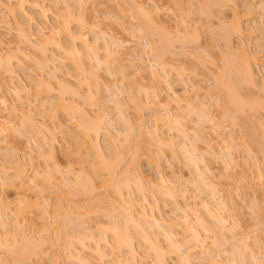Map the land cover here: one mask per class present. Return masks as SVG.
Returning <instances> with one entry per match:
<instances>
[{
	"label": "rangeland",
	"instance_id": "374dc122",
	"mask_svg": "<svg viewBox=\"0 0 264 264\" xmlns=\"http://www.w3.org/2000/svg\"><path fill=\"white\" fill-rule=\"evenodd\" d=\"M22 1L24 12L37 17L42 5L46 8V26L60 27L58 39L61 36L62 41L59 40L68 51L75 44L68 43L71 38L65 32L66 23L68 29L83 33L95 42L93 50L98 48L102 64L95 66L96 60L94 63L89 60L90 64L86 61L88 72L87 69L79 72L64 52L58 53L45 46L44 38L35 34L34 28H29L32 27L30 23L27 30L32 33L31 41L20 36L11 13L18 10L16 12L23 14L19 5ZM22 1L0 0V67L5 64L6 57L23 66L10 78L0 71L3 100H0V264H71L70 251L77 252L88 264H115L114 261L120 264L129 258L126 250L118 251L113 244L107 247L104 240L100 243L103 246L95 245L99 235L107 240L114 236L111 231L114 223L116 227L113 228L118 227V231L128 227L126 229L136 235L135 243L143 252L141 264H159L151 245L153 239H150L152 242L147 240L149 246L141 237L142 231H135L134 224L125 222L126 215L137 217L144 210L149 217L156 216L160 222H168V228L172 229L169 231L176 233L181 241L189 239L194 230L205 240L199 249L187 246V253L185 249H174L176 252L172 250L174 247H168L162 235L157 236L159 233L148 229L147 238L149 234L150 238L157 236L159 239L155 238L164 245L166 264H211L212 261L216 264H264V0ZM32 1L41 7L32 8L33 5H29V2L34 3ZM81 22L97 29L81 30ZM164 28L169 29L173 38L171 45L165 47ZM77 42L76 49L82 51L84 46L81 41ZM243 53H247L246 58L250 56L255 73L253 82L238 78L239 66L242 71L241 63L246 60ZM48 56L64 59L63 64L60 59L54 63L59 65V68L55 65L56 79L51 76L54 73L51 68L42 65ZM22 78L29 85L23 84ZM28 78L34 84L43 80L52 88L37 92L33 82L26 80ZM18 80L29 89L26 86L27 89H22ZM60 81L64 82L63 86L68 85V91L60 88ZM225 81L232 83L226 85ZM14 86L19 88L12 90ZM29 86L34 87L30 89ZM173 92L181 95L183 102L179 105L182 108L172 102L171 97L168 99ZM233 102L242 109H235ZM58 103L62 104L56 109ZM67 104L80 108L88 119L98 122L100 126L95 123L94 129H101L104 135L99 132L98 139L94 130L89 135L82 133L77 127L80 112L78 116L76 111H71L77 117L72 115L70 119L66 116L67 110H62L63 106L71 109ZM25 120L31 121L35 130H31L30 123ZM152 131L161 139L163 147L157 145V137L153 139L150 134ZM101 136L110 143L106 152L111 164L108 170L102 167L97 148H94L103 141ZM171 143H175L173 147L176 145L177 151L171 148ZM167 144L169 146H164ZM226 147L232 150L229 148V152ZM221 148H226V152ZM4 155L11 158L6 161ZM16 163L24 168L21 179L17 174L20 167H14ZM196 163L203 170V183L193 171ZM140 172L144 178L140 181L142 184L137 185L141 180ZM44 173L49 178L42 179L39 174L43 176ZM78 178L82 180H79L81 186L77 185ZM89 178L94 181L92 188L87 181ZM137 186L143 187V191ZM169 191L174 193L171 200L166 195ZM213 192L217 196L215 194L212 201ZM196 194L202 196L196 197ZM203 200H209L210 207L219 210V215L215 214L213 219L207 216L201 209ZM175 204L191 211L187 212L191 224L199 217L206 227H200L197 222L192 226L196 229L188 234L184 214L174 211L178 206ZM23 205L26 208L19 211ZM168 218L178 223L177 226ZM221 220L229 228L224 230ZM12 238L18 243L11 245V241H15ZM23 238H30L28 242L33 240L38 246L24 258L19 255L25 250ZM4 239L8 243L3 242ZM98 246L103 247L100 248L106 260L96 254H100Z\"/></svg>",
	"mask_w": 264,
	"mask_h": 264
},
{
	"label": "bare ground",
	"instance_id": "6f19581e",
	"mask_svg": "<svg viewBox=\"0 0 264 264\" xmlns=\"http://www.w3.org/2000/svg\"><path fill=\"white\" fill-rule=\"evenodd\" d=\"M20 2L22 1V0H19ZM62 1V2H61ZM32 2H34V3H31V2H29V5H33V6H31L32 8H37V9H39L41 6V4H38L37 2H35V1H32ZM40 2V1H39ZM60 2L61 3H65V0H60ZM67 2V1H66ZM206 2H208V1H206ZM22 3L23 4H20L19 3V5H21V8H20V12H23V14H21V13H18V12H16V11H18V10H14L15 12H13L12 11V17H13V22H14V26L16 27V28H18L17 30L19 31V33H20V36H24L25 38L26 37H28L29 39H30V41H31V37H32V33H30V31H28L27 29H28V26H27V24L28 23H30L31 24V26L32 27H29V28H34V30H35V34H38V35H40V36H42L43 38H44V42L46 43H43V44H45V46L47 45L48 47H49V49H51V47H52V49L54 50V51H58V53H59V51L61 52V53H63L65 56H67L68 58H66L65 56H63L64 58H66V59H70L71 61H73L72 62V64H73V66L76 68V70H78L79 72H83V71H85L86 69H87V72H88V65H87V62L90 60V61H95V63H97V65L94 63V61H93V65H95V66H99V65H101L102 63V61H100L101 59V57L99 58L98 57V52H99V50H98V48H97V46H96V48H97V51H94L93 50V47L95 48V46H93V45H97V44H95V42H92V41H90L89 39H87V37H84V34L82 35V34H80V33H78V31H73V29L71 30L70 29V27H69V29H68V23H66V25L65 26H67V29H66V33L69 35V38H71V40H69V42L68 43H70L71 41V43L73 44H75L76 45V43L75 42H77V43H79L80 41H81V45L82 46H84V48L85 49H87L88 51L90 50V52L88 53V51H86L87 53H82L81 54V52L82 51H84L85 52V49L83 48V50L82 51H79L80 50V48L78 49H76V46L75 45H70V44H68V45H70L71 47L70 48H68L67 46V48L68 49H70L71 51H68L66 48H65V46H64V44H62L61 43V41H62V38H61V36L59 37V39H61V41L58 39V34H59V28L60 27H58L57 25V27L55 26V27H53V28H50V27H47L46 26V22H45V20L48 18L47 16V10H45L46 8H43L44 6L42 5V7L41 8H43V9H41L40 8V11H38V17L36 16V15H34V14H31V12H26L27 13V15H26V13L24 12V10H23V5H24V1H22ZM25 3H27V2H25ZM31 3V4H30ZM207 4V3H206ZM206 4H205V6L203 7V8H205V7H207L206 6ZM210 5V4H209ZM208 5V6H209ZM142 8V7H141ZM140 8V9H141ZM203 8H202V10H203ZM208 8V7H207ZM22 10V11H21ZM66 10V9H65ZM205 10H206V8H205ZM11 11V10H10ZM141 11H142V9H141ZM145 11V10H144ZM58 12V11H57ZM56 12V14H58ZM25 13V14H24ZM71 13V12H70ZM142 13H143V11H142ZM11 14H9V16L11 15ZM63 14V13H62ZM146 13H144V15H145ZM23 15H24V17H23ZM26 15V16H25ZM59 15L60 14H58V15H56L58 18H59ZM71 15V14H70ZM147 15V14H146ZM206 16V15H205ZM12 17H10V18H12ZM70 20V19H69ZM86 21V20H85ZM12 22V21H11ZM87 23V22H86ZM86 23H84V22H81V23H79L80 24V29L81 30H89V31H95L97 28H95V26L93 25H89V26H87V24ZM63 24V23H62ZM69 24H70V22H69ZM26 26H27V28H26ZM30 26V25H29ZM64 25H63V27H65ZM82 26H83V28H82ZM58 29V30H57ZM64 29V28H63ZM80 29H79V32H81L80 31ZM31 30V29H30ZM169 29H167V28H164L163 29V33H164V42H165V44H164V47L165 46H169V45H171V43H172V36H171V33L168 31ZM57 32H58V34H57ZM61 32H63L62 31V29H61ZM97 32V31H96ZM159 33V32H158ZM22 34V35H21ZM57 34V35H56ZM87 34V33H86ZM60 35V34H59ZM23 37V38H24ZM89 41H90V43H89ZM97 43V42H96ZM162 43H163V40H162ZM163 47V48H164ZM42 48V47H41ZM49 49H48V51H49ZM82 49V48H81ZM93 51H92V50ZM43 51H44V49H42ZM66 50H67V52H66ZM108 50H110V49H108ZM108 50H106V51H108ZM92 51V52H91ZM166 51H168V50H166ZM93 52H96V54H92ZM44 53V52H43ZM60 53V54H61ZM98 53V54H97ZM110 53V52H109ZM92 54V55H91ZM162 54V53H161ZM246 55V56H243L246 60L243 62V63H241L242 64V66H243V69H242V71H241V68H240V66H239V80L241 81H243V80H245L244 82H249V81H247L246 79H249L250 80V82H253L254 80H255V73H254V71H253V68L251 67L252 65V63H251V60H250V56H249V58H246L247 57V53H243V55ZM97 55V56H96ZM186 55H188V54H186ZM51 56V55H50ZM158 56V55H157ZM156 56V57H157ZM171 56V55H170ZM61 57V56H60ZM59 57V59H60V63H62V60H64L62 57V59ZM83 57H85V59L87 58L88 60H84V58ZM155 57V58H156ZM55 58V56L54 57H47L46 59H44V61H42V65L43 66H45V67H47V68H51V72H54L55 71V68H56V66L55 65H57V64H54V63H56L57 61H59V59H54ZM244 58H242V59H244ZM252 58V57H251ZM6 59V61L5 60H3V61H5V64H3L2 62H1V64H3L0 68H1V72H2V74H5L7 77L9 76V78L10 77H14L15 75H17L19 72L18 71H21L20 69L23 67L22 66V64H21V62H19V61H16V60H13V58H5ZM154 59V58H153ZM155 60V59H154ZM87 61V62H86ZM88 62L89 64L90 63H92V62ZM66 62V61H65ZM67 63V62H66ZM63 64V63H62ZM65 64V63H64ZM99 64V65H98ZM59 65H57V68H59L58 67ZM154 67V66H153ZM91 68H92V66H91ZM94 68V67H93ZM241 71V72H240ZM95 72H96V70H95ZM236 72H238V70L236 71ZM85 73V72H84ZM165 73V72H164ZM168 73V72H167ZM166 73V74H167ZM57 74V72L55 73H52L51 74V76H55ZM87 74V73H86ZM238 75V73L236 74V76ZM78 76V75H77ZM154 76H156V73H154ZM168 76V75H167ZM18 77V76H17ZM56 77L57 76H55V77H53L54 79H56ZM82 77V76H81ZM58 78V77H57ZM168 78V77H167ZM166 78V79H167ZM240 78H242V79H240ZM18 79V78H17ZM169 79V78H168ZM225 79V78H224ZM237 79V78H236ZM19 80H20V78H19ZM18 80V81H19ZM28 82H30L31 81V83L33 82V84H34V81H32V80H30L29 78L28 79H26ZM83 80V79H82ZM81 80V82H83ZM86 80V79H85ZM92 80V79H91ZM217 80V79H216ZM238 80V81H239ZM21 81L23 82V81H25V80H23V78L21 79ZM43 81V80H42ZM42 81H36L35 82V84H34V86H35V88L34 89H36L37 90V92H39L41 89H48V90H50V88H52V87H50V84L49 83H45L44 81V83H40V82H42ZM159 81V84H160V82H161V80L159 79L158 80ZM237 81V80H236ZM61 82V84L62 85H60V86H62V87H60V88H63L64 87V89L65 90H67L68 89V85L67 84H65V85H67V86H63V84H64V82H62V81H60ZM218 82H220V80L219 81H217V83ZM226 82V85H227V83H232V82H227V81H225ZM19 86L20 85H22V83L19 81ZM23 84H27V85H29L28 83H24L23 82ZM33 84H31V85H33ZM49 84V85H48ZM60 84V83H59ZM85 84V83H84ZM169 83H167V87H168V89L169 90H171V86L170 85H168ZM221 84V87H223L224 85H222V83H220ZM225 84V83H224ZM235 84V83H234ZM233 84V85H234ZM242 84V83H241ZM248 84V83H247ZM219 85V84H218ZM226 85H225V87H226ZM229 85V84H228ZM230 85H232V84H230ZM236 85V84H235ZM238 85V84H237ZM23 86V85H22ZM22 86H20L22 89H27L28 87L26 86V85H24V86H26V87H22ZM34 86H29L30 87V89L32 88V87H34ZM220 86V85H219ZM244 86V85H243ZM217 87V86H216ZM231 87H233V86H231ZM231 87H230V89H231ZM236 87V86H235ZM242 87V86H241ZM17 89L19 88V87H16ZM15 88V86L14 87H12V90H17ZM59 88V89H60ZM67 88V89H66ZM91 88V87H90ZM93 88V87H92ZM98 88V87H97ZM228 88V87H227ZM29 89V88H28ZM63 89V90H64ZM167 89V90H168ZM230 89H229V92H230ZM35 90V91H36ZM61 90V89H60ZM90 90V89H89ZM97 90V89H96ZM224 90H226V88H224ZM232 90H233V88H232ZM231 90V91H232ZM54 91V90H53ZM62 91V90H61ZM60 91V93L61 94H63L62 92ZM68 91V90H67ZM227 91H228V89H227ZM226 91V92H227ZM65 92V91H64ZM235 92V91H234ZM66 93V92H65ZM121 93V92H120ZM168 93V92H167ZM233 93V92H232ZM59 94V93H58ZM235 94V93H234ZM233 94V95H234ZM171 95V94H170ZM170 95H168L167 97H168V99L171 97V99H172V102H174L175 104H177V106H180L181 104H182V100H181V95L179 96V95H177V93H174L173 92V94H172V96H170ZM185 95V94H184ZM227 95H229V94H227ZM232 95V94H231ZM232 95V96H233ZM62 96V95H61ZM231 96V97H232ZM236 96V95H235ZM234 96V99L236 98ZM118 97H119V94H118ZM229 97V96H228ZM230 97V98H231ZM1 98V97H0ZM96 98V97H95ZM182 98H184V97H182ZM233 98V97H232ZM62 99V98H61ZM115 99H117V98H115ZM171 99H170V102H171ZM1 101H3L2 100V98L0 99ZM117 100H120V99H117ZM189 100V99H188ZM187 100V102L188 103H190V101H188ZM237 100V99H236ZM239 100V99H238ZM97 101H98V99H97ZM230 101V100H229ZM5 102V101H4ZM167 101H165V103H166ZM232 102V101H231ZM237 102V101H236ZM6 103V102H5ZM98 103V102H97ZM234 103V102H233ZM232 103V104H233ZM239 103V101L237 102V104ZM253 103V102H252ZM3 104V103H2ZM58 104H59V106H58ZM58 104H55V105H57L56 106V109L57 108H60V106H61V104L62 103H58ZM95 104V103H94ZM164 104V103H163ZM180 104V105H179ZM235 104V103H234ZM240 104H242V103H240ZM64 105H65V102H64ZM70 106H68V104H67V106L68 107H71L72 105L71 104H69ZM146 105L148 106V102H146ZM255 105V104H254ZM235 106H236V108L235 109H238L239 110V108H240V106H238V105H236L235 104ZM234 106V107H235ZM237 106H238V108H237ZM257 107V106H256ZM63 109L62 110H67L66 112H68V115H66V116H68L70 119H71V117H73L74 115L71 113V111H76V115H78L79 114V110H81L80 108H79V110L77 109V107L75 106L74 108H72L71 107V109L70 108H68L67 109V107L65 108L64 106L62 107ZM118 108V107H117ZM180 108H182L181 106H180ZM258 108V107H257ZM74 109V110H73ZM77 109V110H76ZM240 109H242V108H240ZM59 110V109H58ZM82 111V110H81ZM119 112H122V111H119ZM83 113H85V112H80V116H79V124L80 125H78V123H77V127H79V128H81V130H82V133L84 132V133H86L87 135H89V133L92 131V130H94V132L93 133H95L96 134V132H97V136L96 135H94V136H96L98 139H99V132H100V130L99 129H97V128H95L94 129V127L95 126H93V125H95V123H96V125L97 126H100V125H98L99 123L98 122H96V121H92V120H90V119H88V117H86V115L85 114H83ZM170 113V112H169ZM54 114V113H53ZM66 113H64V115H65ZM122 114V113H121ZM54 115H56V113L54 114ZM73 115V116H72ZM75 115V116H76ZM168 115H170V114H167V116ZM71 116V117H70ZM74 116V117H75ZM55 117H58L57 115L55 116ZM55 117L53 118V119H55ZM77 117V116H76ZM120 117V116H119ZM27 119L28 118H30V117H26ZM124 118V117H123ZM166 118V117H165ZM185 118V117H184ZM73 119V118H72ZM75 120H78V119H76V118H74ZM101 119V118H100ZM107 119V118H106ZM126 119V118H125ZM124 119V120H125ZM186 119V118H185ZM201 119H203V117L201 118ZM32 122H33V120L32 119H30ZM29 120V121H30ZM56 120H58L59 121V119H57L56 118ZM90 120V121H89ZM123 120V121H124ZM129 120V119H128ZM128 120H127V122H128ZM26 121V120H25ZM29 122L30 123V129L31 130H35L34 129V127H33V125H32V122ZM91 121H92V123H91ZM97 121H99V120H97ZM107 121V120H106ZM109 121V120H108ZM27 123H28V121H26ZM62 122V121H61ZM101 122H102V119H101ZM125 122V121H124ZM178 122H183L182 120H178ZM177 122V124H180V123H178ZM201 122H202V120H201ZM28 123V124H29ZM94 123V124H93ZM186 122H184V125H186L185 124ZM27 124V125H28ZM33 124H34V122H33ZM58 124V123H57ZM129 124V123H128ZM176 124V123H175ZM188 124V123H187ZM8 125V124H7ZM26 125V124H25ZM14 126V125H13ZM62 126V125H61ZM28 127V128H29ZM12 129H14L13 127H11ZM99 128H101V127H99ZM197 128H198V126H197ZM131 129V128H130ZM133 129V128H132ZM131 129V130H132ZM183 129H185V128H183ZM80 130V129H79ZM95 130H97V131H95ZM127 130V129H126ZM13 131V130H12ZM14 131H16V130H14ZM127 131H129V130H127ZM149 131V130H148ZM183 131V130H182ZM201 131V130H200ZM17 132V131H16ZM156 132V131H155ZM185 133H186V131H184ZM92 133V132H91ZM90 133V134H91ZM100 133H102V132H100ZM145 133H147V132H145ZM152 133V135L154 134V132L152 131V132H150V134ZM157 133V132H156ZM181 133V132H180ZM103 134V133H102ZM187 134V133H186ZM186 134H185V137H186ZM193 134H195L194 132H193ZM101 135V134H100ZM104 135V134H103ZM151 135V136H152ZM181 135H183V133L181 134ZM197 135V134H196ZM82 136V135H81ZM83 136H84V134H83ZM156 136V135H155ZM154 135H153V139H154V137H155ZM158 136V135H157ZM156 136V137H157ZM195 136V135H194ZM86 137V136H85ZM102 137V139H103V136H101ZM106 137V136H105ZM130 137V136H129ZM128 137V138H129ZM155 137V138H156ZM160 137V136H159ZM196 137V136H195ZM80 138V137H79ZM90 138L92 139H94V137L93 136H90ZM107 138V137H106ZM97 139V140H98ZM101 139V140H102ZM95 140V139H94ZM96 140V141H97ZM156 140V142H157V145L158 146H160V147H163V142L162 141H160L161 139H158V137L155 139ZM106 141V140H105ZM104 141V139H103V141L102 142H98V143H100V144H98L97 142V144L98 145H96V147H94V148H97L96 150H97V155H98V157H99V159H100V161H101V165H102V167L103 168H106L107 166H109L110 165V167H111V164H110V162H108V160L106 159V156H107V154H106V152H108V150L110 149V143L109 142H105ZM145 141V140H144ZM230 141V140H229ZM84 142V141H83ZM174 142V141H173ZM233 142V141H232ZM92 143H95V141L93 142V140H92ZM109 143V144H108ZM147 143V142H146ZM52 144V143H51ZM50 144V146L52 147L53 146V144L51 145ZM152 144V143H151ZM164 144H166V143H164ZM170 144V143H169ZM169 144H167V145H164V146H169ZM175 144V143H174ZM174 144L172 145V143H171V145H172V147L171 148H173V150L174 151H177V149L175 150V148H176V145H175V148L173 147L174 146ZM185 144V143H184ZM94 145V144H93ZM150 146V145H149ZM181 148H184V146L183 147H181ZM227 148V147H226ZM225 148V149H226ZM230 148V147H229ZM229 148H227V150H229ZM185 149H187V148H185ZM222 149V148H221ZM225 149H222L221 151L223 152V150L225 151ZM0 150H2L1 149V147H0ZM181 150V149H180ZM191 150V149H190ZM230 150H232L231 148H230ZM230 150H229V152H230ZM7 151V150H6ZM187 151V150H186ZM4 152V151H3ZM9 152V151H8ZM77 152V151H76ZM182 152V151H181ZM189 152V151H188ZM190 152H192V150L190 151ZM189 152V153H190ZM226 152V151H225ZM228 152V151H227ZM229 152H228V154H229ZM2 153V152H1ZM183 153H184V151H183ZM52 154L54 155V152H52ZM51 154V155H52ZM175 154V153H174ZM186 154V153H185ZM6 155V154H5ZM4 155V156H5ZM51 156V157H54V156ZM9 157V156H8ZM7 156H5V160H6V158H7V160H9V158H11V157H9L8 158ZM196 158V157H195ZM6 160V161H7ZM11 160V159H10ZM194 160V159H193ZM197 160H199V159H197ZM229 160V159H228ZM232 160V158H230V161ZM196 161V160H195ZM195 161H194V163H195ZM229 161V162H230ZM233 161V160H232ZM235 161V160H234ZM14 162V161H13ZM17 164V166H14L15 168L16 167H20V168H18V172L19 173H17L19 176H20V179L22 178V176H24V168L22 169V166L19 164V163H16ZM15 164V165H16ZM18 164H19V166H18ZM229 164H232L231 162L229 163ZM196 166H197V168L195 167V169L193 170L194 171V173H195V175H196V177L198 178V180H201V177H202V175H203V170L202 169H200V168H198V165H197V163L195 164ZM194 165V166H195ZM110 167H107V170L110 168ZM194 168V167H193ZM99 169V168H98ZM111 169V168H110ZM20 170V171H19ZM200 170H202V171H200ZM206 170H208V168H206ZM100 171H101V169H100ZM205 171V170H204ZM209 171V170H208ZM202 172V173H201ZM205 173V172H204ZM139 174H141L140 176H139V179H141V180H139L138 182V184L137 185H141L142 184V179L144 178V176H143V174L140 172ZM206 174V173H205ZM207 174H208V172H207ZM40 175V177L42 178V177H44V178H49L48 176H47V173H44V175L43 176H41V174H39ZM38 175V176H39ZM19 176H17V178H19ZM205 176V175H204ZM39 177V178H40ZM141 177V178H140ZM44 178H42V179H44ZM86 178H88V176L86 177L85 176V179ZM113 178H114V176H113ZM41 179V180H42ZM83 179V178H82ZM202 179H203V177H202ZM79 180H81V179H79L78 178V182H77V185L79 184L80 186H81V182H79ZM196 180V179H195ZM82 181V180H81ZM87 181L89 182V184H90V186H91V188L94 186L93 184V179H91L90 180V178H89V180L87 179ZM93 181V182H92ZM140 181H142V182H140ZM205 181V180H204ZM84 182V181H83ZM82 182V183H83ZM86 182V181H85ZM161 182H163V181H161ZM201 182L203 183V181L201 180ZM141 183V184H140ZM201 183V184H202ZM161 184V183H160ZM205 185H207L206 183H204ZM203 184V185H204ZM162 185V184H161ZM172 185H174V184H172ZM171 185V186H172ZM84 186V185H83ZM138 187V186H137ZM140 187V189L141 188H143V187H141V186H139ZM138 187V188H139ZM159 187V186H158ZM201 187H202V185H201ZM83 188V187H82ZM130 188V187H129ZM172 188H173V186H172ZM199 188V187H198ZM81 189V188H80ZM87 189V188H86ZM119 189V188H118ZM160 189H163V188H160ZM139 190V189H138ZM169 190V189H168ZM199 190V189H198ZM197 190V191H198ZM120 191V190H119ZM139 191H143V189H141V190H139ZM162 191V190H161ZM214 192H216V191H214ZM214 192L211 194L212 195V197L213 198H211L212 199V201H213V199H215L216 198V196H217V194H216V196H215V194H214ZM162 193V192H161ZM166 193H168V192H166ZM171 192L169 191V193L168 194H166V195H168V197H170L169 199L171 200V197L173 198V194H170ZM203 193V192H202ZM201 194V193H200ZM199 194V196H197V194H196V197H201L202 195H200ZM204 194V193H203ZM164 196H165V194H163ZM167 196H165V198L167 199L168 198ZM195 197V198H196ZM215 197V198H214ZM175 198H176V196H175ZM204 198V197H203ZM133 199V198H132ZM131 199V200H132ZM199 199H201V198H199ZM130 200V201H131ZM172 200H174V199H172ZM176 200V199H175ZM178 200V199H177ZM217 200H218V198H217ZM209 201V200H208ZM208 201H205V200H203L202 202H200V205L202 206V208L201 209H203L204 211H206V213L208 214H206L207 216H209V217H211V219H213V218H215L216 216H215V214H218V211L219 210H215V209H213L212 208V206L210 207V204H209V202ZM215 201V200H214ZM132 202V201H131ZM133 202H135V201H133ZM172 202V201H171ZM170 202V203H171ZM177 202V201H176ZM176 202H174L173 201V203H176ZM20 203H22V202H20ZM128 203H130V202H128ZM178 203V202H177ZM22 204H24V203H22ZM31 205V204H30ZM156 205V204H155ZM178 204H175V206H177ZM24 206V205H23ZM23 206H21L20 208H21V210H19V211H24V209L26 208L25 206L23 207ZM33 206V205H32ZM156 206H158V204L156 205ZM188 206V205H187ZM219 206V205H218ZM222 206V205H221ZM23 207V208H22ZM180 206L178 205L177 206V208L175 207H173L174 208V211H175V209L176 210H178V211H180L181 213H183L184 214V217H183V219L185 220L184 221V224H185V226H186V229L188 230V234H189V231H191L192 229L194 230V229H196V228H192V226H193V224H191V221H189V216L190 215H188L191 211H188L187 209H183L182 207H180ZM159 208V207H158ZM217 209V208H216ZM220 209V208H219ZM158 210V209H157ZM125 211H129V210H125ZM187 212H188V214H187ZM192 212H193V210H192ZM125 213V212H124ZM130 213H132V212H130ZM219 213H220V211H219ZM129 214V213H128ZM133 214H135V213H133ZM195 214V213H194ZM126 215V214H125ZM196 215V214H195ZM219 215V214H218ZM128 216V218H125V219H123V220H125V222L126 223H128V224H134V226L133 225H131V226H133L134 228L136 227V230L135 231H139V233H141L140 231H142V235H141V237L143 238V240L145 239L146 241L148 240H152V241H154V243L152 242V246H153V248L155 249V251H156V259L155 260H157L158 262H159V264H166L165 263V253L166 252H164V251H166L165 249H163L164 247H162V246H164V245H161L162 243H161V241H158V237L157 236H159V235H162L163 236V239H164V241L166 242V243H168L170 246H168V247H170L171 248V246L172 247H174L172 250H174V249H176L177 251H183L184 249H185V251H186V249L188 248V247H190V249L192 248H200V247H202L203 246V244H205V240H203L202 239V237H200L201 235L200 234H198L199 232L197 231V230H192L193 232H192V234L190 235L191 237L188 239H185V240H180V238H179V236L178 235H176V233L175 234H172V231H169V230H172L171 228H168V222L167 223H165V221L163 222H160L158 219H156V216L154 217H152V216H148V214L146 213V211L144 210V211H142V212H139L138 213V216H139V218H137L135 215H126L125 217H127ZM5 217H8L7 215H5ZM5 217H3V219L5 218ZM139 219V221L137 220V219ZM182 219V218H181ZM198 219V224L200 225V227H202V228H205L206 227V223H205V221L203 220V218L201 219V218H197ZM219 219V218H218ZM5 221L7 220V219H4ZM168 220L170 221V223L171 222H173L174 223V221L172 220L171 221V219H169L168 218ZM219 221V220H218ZM8 222V221H7ZM197 222L194 224V225H197ZM189 223H190V225H189ZM176 224V225H175ZM177 224L178 223H174L173 224V226L175 225V226H177ZM220 224L222 225V227L224 228V230L225 229H227V228H229V227H227V225H226V223L224 222V221H220ZM115 225V223L111 226L112 227V233L114 234V236L109 240H107V237H102L101 235H99L98 236V239H99V241L101 240L100 238H102V240L99 242H95L94 241V243H96L95 245H97V244H100V243H103L104 241V244L107 246V245H111V244H113L112 246L114 247H116V249L118 250V251H120L121 249H124V250H126L127 251V253H128V256H129V258L127 259V260H124L125 261V263H124V261H122V263L123 264H128V262H130L129 264H131V263H133V264H141V260H143V259H141L140 257L141 256H143V252L141 253V246L140 247H137V243H135L136 242V240H135V238L134 237H136V235L135 234H133V231L132 232H130L131 230H127V229H129L128 227H125V228H123L124 229V231H118L119 229H118V227H117V229H115V228H113V226ZM126 225V224H125ZM170 225V224H169ZM122 226V225H121ZM172 226V227H173ZM114 227H116V226H114ZM127 228V229H126ZM131 228V227H130ZM166 228H168V230L166 229ZM148 229L151 231V229L153 230L152 232H154V233H156L157 232V236H155V237H157L158 239H156L155 237H149V235L151 236V234H149L148 235V238H147V231H148ZM114 230V231H113ZM156 232H155V231ZM67 231V230H66ZM105 231V230H104ZM198 233H197V232ZM102 232V231H101ZM149 232V231H148ZM152 232H150V233H152ZM105 233V232H104ZM138 233V232H137ZM62 234V233H61ZM64 234V233H63ZM112 234V235H113ZM143 234H146V236H144ZM92 235H94V234H91L90 236H92ZM98 235V234H97ZM97 235H94V236H97ZM104 235V234H103ZM135 235V236H134ZM93 236V237H94ZM106 236V235H105ZM11 237V236H10ZM61 237V236H60ZM83 237V236H82ZM92 237V238H93ZM145 237V238H144ZM76 238V237H75ZM80 238V237H79ZM90 238V237H89ZM96 237H94L93 239H95ZM110 238V237H109ZM5 239H7V238H5ZM4 239V241L3 242H5V243H8V240H5ZM15 240V241H11L12 242V244L11 245H13V243L15 244L17 241H16V239L15 238H12V240ZM30 239V238H29ZM28 239V240H29ZM63 239V238H62ZM92 239V240H93ZM11 239H9V241H10ZM22 240V239H21ZM23 240H25V241H22V242H24L23 243V247H25V250H24V252H19V255L20 256H22L23 258L24 257H27L28 255H30L31 253H32V251H34V249H36V247H38V246H36V243H34L33 242V240H30L29 242H33V243H29L28 242V240H27V238H23ZM64 240V239H63ZM81 240V239H80ZM83 240V239H82ZM81 240V241H82ZM88 240V239H87ZM86 240V241H87ZM90 240V239H89ZM92 240H91V242H92ZM104 240V241H103ZM142 240V241H143ZM156 240V241H155ZM18 241H20V240H18ZM27 241V242H26ZM67 241V240H66ZM80 241V242H81ZM147 241V242H148ZM25 242L26 243H28L26 246H25ZM37 242V241H36ZM76 242V241H75ZM143 242H145V241H143ZM147 242H145V243H147ZM204 242V243H203ZM10 243V242H9ZM18 243V242H17ZM16 243V244H17ZM38 243V242H37ZM150 242H148L147 244H149ZM161 243V244H160ZM80 244V243H79ZM144 244V243H143ZM19 245H20V243H19ZM39 245V244H38ZM94 245V246H95ZM100 245H102V244H100ZM103 246V245H102ZM111 246V247H112ZM149 246H150V244H149ZM149 246H147V247H149ZM188 246V247H187ZM40 247V246H39ZM101 246H98V247H96V249L97 250H99V252H100V254L99 253H96L97 255H101L102 257H101V259L102 258H104V260H106L107 259V257H106V255H105V253L103 254L102 253V251H103V249H101V248H103V247H101ZM108 247V246H107ZM112 247V248H113ZM114 247V248H115ZM176 247V248H175ZM186 247V248H185ZM152 248V249H153ZM198 248V249H199ZM149 249H150V247H149ZM151 249V250H152ZM69 250H70V248H69ZM141 250V251H140ZM176 250H174V251H176ZM22 251V250H21ZM148 251H150V250H148ZM176 251V252H177ZM187 251H188V249H187ZM187 251H186V253H187ZM190 252H191V250H189ZM75 252V251H74ZM74 252H72V251H70L69 253H68V259L71 261V264H75V263H77V264H88L89 262L88 261H86V260H84L83 259V257H81V256H79V254H77V252L76 253H74ZM96 252H98V251H96ZM152 252V251H151ZM123 253H124V251H123ZM126 253V252H125ZM184 253V252H183ZM185 253V254H186ZM35 254V253H34ZM189 254V253H188ZM16 255H18V254H16ZM19 255H18V257H19ZM125 255V254H124ZM168 255V254H167ZM187 255V254H186ZM185 256V255H184ZM186 257V256H185ZM184 257V259H186V260H188L187 259V257H188V255H187V257L185 258ZM106 258V259H105ZM21 260V259H20ZM23 260V259H22ZM28 260V259H27ZM127 261V262H126ZM185 261V260H184ZM115 262V264L117 263L116 261H114ZM154 262H156V261H154ZM187 262H189V261H186V263ZM122 263H120V264H122ZM212 263H213V261H212ZM211 263V264H212ZM114 264V263H113ZM117 264H119V263H117ZM213 264H216V261H215V263H213Z\"/></svg>",
	"mask_w": 264,
	"mask_h": 264
}]
</instances>
